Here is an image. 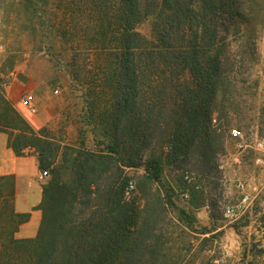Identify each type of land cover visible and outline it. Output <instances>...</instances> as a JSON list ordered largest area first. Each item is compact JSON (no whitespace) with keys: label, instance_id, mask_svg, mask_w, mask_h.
I'll list each match as a JSON object with an SVG mask.
<instances>
[{"label":"trees","instance_id":"trees-1","mask_svg":"<svg viewBox=\"0 0 264 264\" xmlns=\"http://www.w3.org/2000/svg\"><path fill=\"white\" fill-rule=\"evenodd\" d=\"M56 1L58 11H45L49 55L85 92V107L74 103L73 112L78 120L84 112L95 137L91 146L59 143L48 128H33L0 85V132L50 176L31 238L15 235L31 218L15 211V176H0V264H170L169 204L148 187L164 170L157 150L167 148L173 162L196 159L208 174L217 168L225 131L243 118L230 38L251 23L248 0ZM21 4L38 10L34 0ZM145 21L149 34L139 29ZM141 164V195L127 200L124 166Z\"/></svg>","mask_w":264,"mask_h":264},{"label":"rangeland","instance_id":"rangeland-1","mask_svg":"<svg viewBox=\"0 0 264 264\" xmlns=\"http://www.w3.org/2000/svg\"><path fill=\"white\" fill-rule=\"evenodd\" d=\"M34 1L38 10L33 12L21 0H0V85L6 99L33 128H48L61 144L77 146L84 138L91 146L95 137L91 125L81 123L84 112L80 120L73 112L74 103L78 111L85 107V92L73 85L68 72L56 68L48 51L52 37L44 27L51 16L45 11H58L52 5L57 1ZM247 4L251 23L246 32L230 38V53L239 68L235 100L243 118L233 119L225 131L224 150L214 160L217 168L208 174L198 168L196 159L173 162L167 148L157 150L164 170L161 180L149 182L148 187L169 204L162 232L171 238L170 264H264V147H257L264 141V0ZM139 29L149 34L152 21ZM62 41L56 38L57 48L61 49ZM30 94L36 110L21 105ZM233 128L244 136H232ZM61 161L59 156L57 162ZM124 176L127 200L141 195L145 165L124 166ZM130 184L134 188L129 189ZM245 192L253 198L252 207L239 217L227 215L226 209L237 205Z\"/></svg>","mask_w":264,"mask_h":264},{"label":"crops","instance_id":"crops-1","mask_svg":"<svg viewBox=\"0 0 264 264\" xmlns=\"http://www.w3.org/2000/svg\"><path fill=\"white\" fill-rule=\"evenodd\" d=\"M43 122L46 124L48 120ZM41 171L35 154L17 155L9 146L8 134L0 132V176H15V210L19 213L31 212L30 220L22 224L16 234L19 238L34 237L42 220V211L37 206L43 199L46 177L40 176Z\"/></svg>","mask_w":264,"mask_h":264},{"label":"built area","instance_id":"built-area-1","mask_svg":"<svg viewBox=\"0 0 264 264\" xmlns=\"http://www.w3.org/2000/svg\"><path fill=\"white\" fill-rule=\"evenodd\" d=\"M21 105L25 106L27 108H30L32 110H36L35 106H34V97L31 94L26 95L22 99ZM231 134H232V136L237 137V138H242L244 136L242 131L240 129H237V128H233L231 130ZM242 146H243L242 144H239V149L242 148ZM257 147L258 148L264 147V141H259L257 143ZM48 175H49V173L47 170H42L40 173V176L42 178L47 177ZM132 188H134V185L130 184L129 189H132ZM252 204H253V198H252L251 194L245 192L243 194L241 201L237 205L229 206L226 209V214L229 216H233V217H239V216L245 214L252 207Z\"/></svg>","mask_w":264,"mask_h":264}]
</instances>
